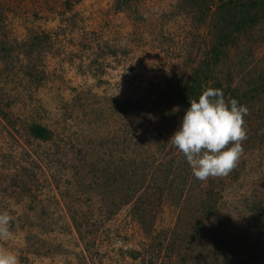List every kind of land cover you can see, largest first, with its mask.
<instances>
[{
	"label": "rangeland",
	"instance_id": "374dc122",
	"mask_svg": "<svg viewBox=\"0 0 264 264\" xmlns=\"http://www.w3.org/2000/svg\"><path fill=\"white\" fill-rule=\"evenodd\" d=\"M209 5L0 0V211L13 232L0 249L20 264H264V93L244 103V150L225 176L196 179L169 140L213 44ZM261 71L264 23L216 79L250 92Z\"/></svg>",
	"mask_w": 264,
	"mask_h": 264
},
{
	"label": "clouds",
	"instance_id": "9594fccd",
	"mask_svg": "<svg viewBox=\"0 0 264 264\" xmlns=\"http://www.w3.org/2000/svg\"><path fill=\"white\" fill-rule=\"evenodd\" d=\"M248 111L236 98L226 101L219 88L208 87L189 101L169 140L182 152L196 179L225 176L236 166L247 138ZM12 237L11 216L0 211V240ZM0 264H20V260L14 251L0 249Z\"/></svg>",
	"mask_w": 264,
	"mask_h": 264
},
{
	"label": "trees",
	"instance_id": "16d2710c",
	"mask_svg": "<svg viewBox=\"0 0 264 264\" xmlns=\"http://www.w3.org/2000/svg\"><path fill=\"white\" fill-rule=\"evenodd\" d=\"M195 1H200L201 4L205 1L210 2L209 11L212 15L215 36L213 44L205 56L193 65L183 85L182 112L184 113V110L189 106L190 100L198 99L202 91L208 87L222 89L226 101L236 98L241 104H244L246 100H251L257 94L258 97L261 96L264 93V71H261L257 76V86L251 88L250 92L245 90L239 93L238 87L233 85L232 81L228 80L224 85L219 79H216V68L222 63V59L227 57L228 51L237 47L243 36L258 24L264 23V0ZM211 83L213 84L209 85ZM29 132L39 140H46L49 137V129L39 123L31 124ZM208 197L211 199L210 195ZM215 201L206 203L207 211L211 212L215 208ZM262 208L263 205L258 203V209Z\"/></svg>",
	"mask_w": 264,
	"mask_h": 264
}]
</instances>
